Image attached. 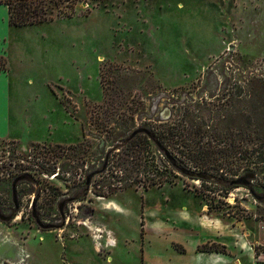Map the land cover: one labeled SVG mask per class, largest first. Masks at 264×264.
Here are the masks:
<instances>
[{"label":"rangeland","instance_id":"1","mask_svg":"<svg viewBox=\"0 0 264 264\" xmlns=\"http://www.w3.org/2000/svg\"><path fill=\"white\" fill-rule=\"evenodd\" d=\"M50 6L13 27L0 4V264H264V190L215 195L126 140L264 75V0Z\"/></svg>","mask_w":264,"mask_h":264},{"label":"trees","instance_id":"2","mask_svg":"<svg viewBox=\"0 0 264 264\" xmlns=\"http://www.w3.org/2000/svg\"><path fill=\"white\" fill-rule=\"evenodd\" d=\"M60 1L0 0V4L7 8L9 25L24 27L51 22L50 5H58ZM240 81L228 96L223 94L213 103L195 105L197 115L189 106L183 110L177 125L164 127L158 133L134 130L126 140L140 139L141 145H154L174 172L183 179L200 182L201 189L205 184L213 185L212 192L226 198L224 194L231 190L245 188L253 197L261 199L255 191L264 190V75ZM172 116L170 111L168 117L160 118L159 122H167ZM248 176L251 178L246 185L236 184ZM23 177L15 178L14 187L10 184L11 193ZM164 183L170 182L153 184L161 186ZM202 248L198 250L221 252L218 247Z\"/></svg>","mask_w":264,"mask_h":264},{"label":"crops","instance_id":"3","mask_svg":"<svg viewBox=\"0 0 264 264\" xmlns=\"http://www.w3.org/2000/svg\"><path fill=\"white\" fill-rule=\"evenodd\" d=\"M6 11H7V8H6ZM3 13H5V11L0 10V15H2ZM7 14H8V12H7Z\"/></svg>","mask_w":264,"mask_h":264},{"label":"water","instance_id":"4","mask_svg":"<svg viewBox=\"0 0 264 264\" xmlns=\"http://www.w3.org/2000/svg\"><path fill=\"white\" fill-rule=\"evenodd\" d=\"M163 118L166 119L167 117H163ZM163 118H162V119H163ZM241 182H242V181H238V182H236V184H239V183H241Z\"/></svg>","mask_w":264,"mask_h":264}]
</instances>
